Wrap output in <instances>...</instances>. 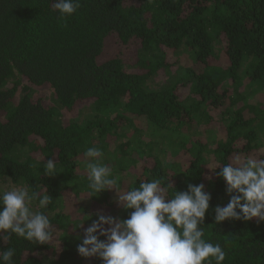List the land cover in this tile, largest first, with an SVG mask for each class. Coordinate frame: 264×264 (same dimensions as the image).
<instances>
[{"label":"trees","instance_id":"16d2710c","mask_svg":"<svg viewBox=\"0 0 264 264\" xmlns=\"http://www.w3.org/2000/svg\"><path fill=\"white\" fill-rule=\"evenodd\" d=\"M53 3L0 0V185L47 191L57 237L0 249L14 264H102L77 252L92 220L74 222L130 210L114 190L90 197L83 153L97 146L126 189L205 184L223 264H264V222L214 220L229 200L219 167L264 148V0H80L67 18ZM48 159L61 173L43 174Z\"/></svg>","mask_w":264,"mask_h":264},{"label":"clouds","instance_id":"9594fccd","mask_svg":"<svg viewBox=\"0 0 264 264\" xmlns=\"http://www.w3.org/2000/svg\"><path fill=\"white\" fill-rule=\"evenodd\" d=\"M52 7L60 18H67L81 3L55 0ZM260 153L264 148L257 155L237 153L233 162L219 167L217 175L226 182L229 200L225 206H215L216 224L254 218L264 222V155ZM83 155L90 197L114 190L117 205L130 211L127 218L97 211L96 219L82 215L83 219L74 222L83 228L92 220L79 238L80 256L99 258L102 264H223L225 247L205 239L204 223L212 200L205 184L188 183L187 190L179 191L170 180L153 178L126 189L113 168L103 162L105 153L100 147H87ZM58 164L48 159L43 163V174L51 177L61 173ZM38 188L0 185V241L8 243L15 234L32 244L47 245L57 237L46 211L53 199ZM15 256L13 246L0 249V264H14Z\"/></svg>","mask_w":264,"mask_h":264},{"label":"rangeland","instance_id":"374dc122","mask_svg":"<svg viewBox=\"0 0 264 264\" xmlns=\"http://www.w3.org/2000/svg\"><path fill=\"white\" fill-rule=\"evenodd\" d=\"M111 47H112V46H111ZM111 47H110V48H111ZM110 51H112V52H113V51H114V49H110Z\"/></svg>","mask_w":264,"mask_h":264}]
</instances>
